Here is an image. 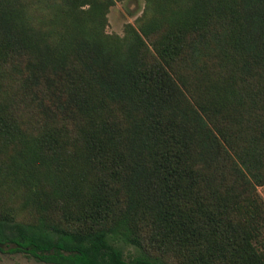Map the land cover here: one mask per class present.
Listing matches in <instances>:
<instances>
[{
  "label": "trees",
  "instance_id": "1",
  "mask_svg": "<svg viewBox=\"0 0 264 264\" xmlns=\"http://www.w3.org/2000/svg\"><path fill=\"white\" fill-rule=\"evenodd\" d=\"M0 0V254L264 264V0Z\"/></svg>",
  "mask_w": 264,
  "mask_h": 264
},
{
  "label": "rangeland",
  "instance_id": "2",
  "mask_svg": "<svg viewBox=\"0 0 264 264\" xmlns=\"http://www.w3.org/2000/svg\"><path fill=\"white\" fill-rule=\"evenodd\" d=\"M145 8V0H123L110 8L107 14L105 33L123 36L126 25H136ZM258 193L264 201V186L258 188ZM0 264H41L22 254H0Z\"/></svg>",
  "mask_w": 264,
  "mask_h": 264
}]
</instances>
